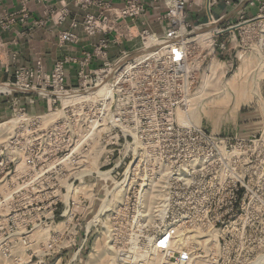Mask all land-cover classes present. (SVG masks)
Returning <instances> with one entry per match:
<instances>
[{
    "label": "rangeland",
    "instance_id": "374dc122",
    "mask_svg": "<svg viewBox=\"0 0 264 264\" xmlns=\"http://www.w3.org/2000/svg\"><path fill=\"white\" fill-rule=\"evenodd\" d=\"M228 10L220 1L211 12L217 15ZM129 31L134 44L139 45L140 36L134 38L137 30ZM234 53L225 62L221 78V83L233 78L231 85H224L220 92L210 91L213 86L209 85L208 92L205 84L204 93L201 88L198 94L202 100L194 99L188 108L191 122L190 113L193 122L208 135L227 141L224 161L215 149L206 146L204 150L206 142L190 133L136 135L137 142L152 144L138 150L149 163L140 165L139 173L153 176L167 171L165 164L178 147L185 145L182 143L202 144L198 151L205 154L199 156L207 157L210 165L205 164V172L198 178L201 188L208 190V176L216 177L212 192L219 208L165 216L183 226L180 233L184 236H178L179 242L192 248L203 264L215 258L220 264H264V72L260 75L259 56L246 53L251 63L243 74L232 77L241 65ZM192 55L197 57L198 53ZM210 62L211 56L206 57L198 72L203 83ZM64 103L62 99L52 107L46 103L28 106V116L21 117L20 122L9 106L8 117L0 120V264H133L124 259L127 252L122 251H131L136 223L144 228L159 224V215L110 211L124 199L114 197L118 188L107 174L123 151L119 154L104 147L115 136L106 131L93 133L84 149L80 109L71 111L63 107ZM19 126V133L14 132ZM19 151L20 175L16 176ZM126 165L118 166L120 174ZM150 184L148 201L154 199L156 182ZM231 193L234 196L229 200ZM144 256L135 255L133 262L143 264Z\"/></svg>",
    "mask_w": 264,
    "mask_h": 264
},
{
    "label": "built area",
    "instance_id": "2783aa9c",
    "mask_svg": "<svg viewBox=\"0 0 264 264\" xmlns=\"http://www.w3.org/2000/svg\"><path fill=\"white\" fill-rule=\"evenodd\" d=\"M18 1L19 17L4 14L0 18L1 30L10 29L15 19L25 24L30 17V4L49 0ZM220 1L233 13L229 10L214 15L211 9ZM120 2L121 5L114 6L112 0H73L75 7L86 10V13L81 20L72 17L69 28L58 32L59 45H66L67 51L77 53L78 28L87 37L98 36L97 41L90 48L83 49L80 55L55 60L49 70L41 57L32 64L16 67L11 81L0 82V94L8 98L17 122L28 116V106L41 103L52 107L65 99L63 107L71 111L79 108L82 124L79 131L84 134V149L88 148V138L93 133L106 131L105 134L115 135L110 137L113 141L104 147L119 154L122 150L123 154L107 174L118 188L114 197L124 199H121L122 203L121 200L116 202L110 211L153 213L159 215L160 222L150 227L147 225L149 230L136 223L131 251H122V254L127 252L124 255L127 262L137 264L133 262L134 256L143 253V264H198L201 257L178 241V236H184L180 233L183 226L174 220L170 222L165 215L184 211L207 213L219 208H216L212 192L216 188V177L208 176V190L201 188L198 178L205 172V164L210 165L207 157L199 156L205 154L198 151L202 144L182 143L185 145L178 147L172 154L173 159L165 164L167 171L153 176L139 173L142 169L139 166L149 163L138 150H146L152 144L137 142L136 135L190 133L206 142L203 143L204 150L213 148L223 156L221 161L225 160L227 141L217 140L191 121H182L179 114L188 118L191 101L200 97L201 88L202 92L206 88L198 77L206 57L225 63L232 59V50L236 48L235 58L239 53L264 56V0H206L207 7L201 12L193 9L195 0H151L156 20L164 25L162 35L138 29L137 22L147 10L142 0ZM94 7L96 12H91L89 9ZM249 8H255V13L249 14ZM50 12L58 26L70 15L66 7L52 8ZM201 13L207 14L205 21L196 23ZM126 28L137 30L134 38L140 36L139 45L131 42ZM196 32L195 36L206 34L207 46L201 47L192 39L191 34ZM113 48L114 52L111 51ZM5 52L0 35V55ZM192 53H198V56L193 57ZM67 65H73L74 70H67ZM100 89L103 92L98 95ZM19 131L20 126L14 132ZM17 153L16 176L20 175V151ZM126 162L125 171L120 174L118 166ZM6 165L13 163L6 162ZM152 182H156L154 199L148 201L146 195L153 186ZM230 196L229 200L234 193ZM202 227L200 225V229ZM210 264L220 263L215 258Z\"/></svg>",
    "mask_w": 264,
    "mask_h": 264
},
{
    "label": "crops",
    "instance_id": "0c3cea01",
    "mask_svg": "<svg viewBox=\"0 0 264 264\" xmlns=\"http://www.w3.org/2000/svg\"><path fill=\"white\" fill-rule=\"evenodd\" d=\"M142 1L146 4L147 10L145 16L137 22L138 29L148 28L149 31L156 30L157 34L162 35L164 33V25L156 20V10L152 9L151 0ZM112 5L119 6L121 2L120 0H112ZM63 7H66L70 11V15L61 26H58L50 14V9ZM206 7V0H195L193 5V9L197 12L203 11ZM19 10L20 4L18 0H0V18L6 13L16 14L17 18L19 17ZM89 10L96 12L97 9L94 7ZM29 11L30 17L25 24H21L20 19H15L10 29H0L1 39L5 43L6 50L4 54L0 55V82L11 81L13 70L16 67L32 64L37 57H41L46 69L49 70L55 60L67 55H80L83 49L90 48L98 39V36L87 37L78 28L76 31L79 37L77 53L67 51L66 45H59L57 41L58 32L69 28L72 17L75 16L78 20H81L86 13V10L75 7L73 0H49L45 3H31ZM247 12L254 14L255 8H249ZM230 13H233V10L230 9ZM202 14L204 13L198 15L197 21L200 15L202 17ZM205 18L198 22H204ZM229 18L233 19L230 16ZM131 42L136 43L134 39ZM111 51L114 52L115 48L111 49ZM67 67V70H74L73 65H67ZM9 112L8 98L0 94V120L8 117Z\"/></svg>",
    "mask_w": 264,
    "mask_h": 264
},
{
    "label": "bare ground",
    "instance_id": "6f19581e",
    "mask_svg": "<svg viewBox=\"0 0 264 264\" xmlns=\"http://www.w3.org/2000/svg\"><path fill=\"white\" fill-rule=\"evenodd\" d=\"M126 33H127V36H131V32L129 31L128 28L125 29ZM206 34H203V35H197V36H194L192 37L193 40H195L199 46L203 47V46H207L208 44V41H207V37H205ZM239 58L241 59V65H240V68H238V71H236L234 73V75L232 77H238L239 75L243 74V70H245V68L247 67V65L249 63H251V56L249 55H246V54H243V53H239ZM258 61H259V70H260V75L263 74L264 72V56H259L258 58ZM225 66V63L224 62H221V61H218V60H215L214 58L211 60V62L208 64V70H209V75L208 76H204L205 77V80H204V84H206L208 86V91L209 92V85L212 87L213 90H210V91H221V90H224L223 89V86L224 85H228L230 83H232L233 81V78L232 79H228L226 80V83H221V78L224 77V73L222 71L223 67ZM225 69V68H224ZM103 92L102 89H100L97 93L98 95L101 94ZM204 93V92H203ZM200 99H197V101H201L202 100V97H199ZM191 115V119H192V122H193V117H192V113H190ZM189 116V115H188ZM181 118L183 119V121L185 122L186 121V117L185 115L181 116ZM186 118V119H185ZM189 120V118H188ZM190 121V120H189ZM194 123V122H193ZM195 124V123H194ZM179 241V240H178ZM205 240L203 241H200L197 245H201L200 243L202 242H205ZM178 243V242H177ZM203 247V246H202ZM201 249H204L201 248ZM206 249V247H205ZM204 249V250H205ZM208 250H211V252H216V250L214 251L213 248H208ZM203 251V250H202ZM143 254V253H142ZM214 253H212L213 255ZM215 255V254H214ZM213 255V256H214ZM139 258L141 259V257L139 256ZM145 263V261H144ZM198 264H203L202 261H198Z\"/></svg>",
    "mask_w": 264,
    "mask_h": 264
}]
</instances>
